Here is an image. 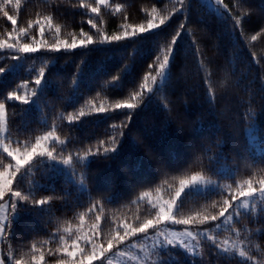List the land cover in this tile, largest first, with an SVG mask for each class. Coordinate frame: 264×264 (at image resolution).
<instances>
[{
	"label": "snow or ice",
	"instance_id": "obj_1",
	"mask_svg": "<svg viewBox=\"0 0 264 264\" xmlns=\"http://www.w3.org/2000/svg\"><path fill=\"white\" fill-rule=\"evenodd\" d=\"M223 6L224 14L231 20L234 30L244 31V22L250 18L252 9L246 11L247 0H236L229 5L224 0H218ZM191 0H177V3L167 13H157V8L152 7L141 22H132L128 16L123 15L125 5L122 3H110L109 0H76L75 8L82 10L81 14L87 17L86 23L91 28L81 26L79 32L73 30L69 38L61 35V25L55 23V13L36 15L27 22L26 26H18L17 21L22 11L21 0H3L0 3V15L11 22V29L5 34H0V51L12 61H20L26 58V54L74 55L78 47L88 49L89 45L123 44L131 42L137 44L147 33L167 27L173 14L184 15L190 12ZM62 6V5H61ZM109 12L113 9L121 14L122 23L117 31L108 32L101 26L104 9ZM188 17L185 15V22ZM83 23V22H82ZM95 29V32L92 31ZM185 30V23L175 30L170 39L156 42V52L152 63L148 65L146 73L142 77L137 90L130 93L128 99H120L111 105L114 110H123V119L118 124L111 125L110 135L105 140H98L95 148L85 147L72 151L69 146L81 144L71 136L62 138L56 126L42 131L39 135L31 134L30 130L23 126V122H15L17 115L29 112L33 107L41 112L48 107L45 89L49 85L45 67L38 71L33 69V85L31 92L27 89L29 81H22L10 91L0 93V241L15 240L17 238L16 224L25 215L44 216L53 215V207L56 202H65L73 198V193L65 187H57L54 178L61 176V170L67 182L76 185L79 193H87V199L75 198V204L70 211L75 216L78 209V221L74 225L69 221L61 229L51 233L43 246L32 243L27 252L14 253L9 245V250L0 249V264H113L110 257L118 254L126 258L122 264H184V261L174 256L179 249L181 255L188 257L189 264H217L216 261L205 260L202 241L208 242L209 249L213 250L217 261L222 257L224 261H235V264H264V225L259 231L241 224L245 217L253 222L264 221V167L257 168L256 173L249 174L246 179L239 182L233 181L225 187L224 193L219 179L213 181V175H219L216 165L221 166V171L227 167L228 157L222 152H216L209 157L207 173L194 171L190 175L179 179L178 185L173 182L167 191V198L161 192L159 186L153 187L150 183H137L129 175L127 166L121 168L122 173L128 177L127 193L120 195L122 190L117 188L115 178L105 179L103 187H97L99 175L93 176L90 167L93 161L103 160L110 164L119 156L122 141L129 139L138 147H148L143 132L132 127L133 117L137 110L158 99L165 111H173V96L169 84L171 76V64L174 60V52L177 40L181 32ZM38 33V36H37ZM51 33L54 39H46ZM252 40L257 37L253 35ZM83 63V61H82ZM18 68V63H10L0 66V75H7ZM123 71V70H122ZM204 78L209 80L206 85V103L209 111L215 115L217 106V93L212 88L211 76ZM119 75H113L112 81H119ZM231 76L224 75L217 85L222 91V96L229 95V80ZM264 84V77L261 78ZM78 85V81H76ZM239 87V83L233 85ZM262 103L256 106L254 97L241 99L240 110L230 117H237L243 123L247 118L248 131L256 129L253 118L259 111L264 114V95ZM18 102V103H17ZM94 103V102H93ZM13 113L9 115V107ZM21 108L17 114L14 109ZM91 112L107 113L104 105H97L90 109ZM223 115V113H221ZM86 116L83 108L67 116L68 127L81 121ZM63 119V117H61ZM47 123V120L43 121ZM264 135V132H262ZM223 138L216 140H204L195 144L194 150L204 155L211 153L213 147L221 148ZM248 150L247 141L237 151V156L247 160L245 151ZM160 163L159 173L161 177L168 175L169 169L166 163L154 156ZM255 164V160L253 159ZM264 165V159L260 161ZM47 177V185L43 183ZM163 183L167 184V180ZM197 186L215 188L219 200H209L197 210L189 213L183 211L189 198L199 202L198 198L205 193L192 191L188 197L181 199L186 189H195ZM141 188L135 201L131 197ZM205 199H208L205 197ZM145 202V214L135 216L129 220L127 216L117 217L113 213L110 218L106 213V206L116 204L120 207L127 203L139 204ZM10 213V214H9ZM90 221L85 224V219ZM175 225L181 226L177 231ZM106 226L107 230H106ZM213 229L217 231H213ZM227 230L230 237L220 239L219 232ZM259 236L261 244L252 247V238ZM141 239L143 242H140ZM46 255L48 259H46ZM259 257V259L257 258Z\"/></svg>",
	"mask_w": 264,
	"mask_h": 264
},
{
	"label": "trees",
	"instance_id": "obj_2",
	"mask_svg": "<svg viewBox=\"0 0 264 264\" xmlns=\"http://www.w3.org/2000/svg\"><path fill=\"white\" fill-rule=\"evenodd\" d=\"M3 0H0L2 3ZM110 3H122L125 5L123 15L128 16L132 22H141L145 15L151 12L152 7L157 8V13H167L177 0H109ZM188 2V0H185ZM224 3L232 5L236 0H224ZM76 0H21L22 11L17 21L18 26H26L27 22L34 19L37 14L55 13V23L61 25V35L69 38V33L73 30L79 32L81 26L85 29L91 28L87 25V17L82 15V10L73 7ZM62 5V6H61ZM190 12L184 15L173 14L166 22L167 27L147 33L137 44L131 42L123 44H103L92 46L88 49L77 48L74 55H43L42 50L36 53L26 54V58L18 62L12 61L0 51V66L10 63H18V68L8 73L0 75V93L10 91L22 81H29L27 89L21 88V92L32 90V77L40 67H45L48 73L49 85L45 89L48 107L41 112L33 107L23 117L17 115L15 122L30 130L31 134L39 135L42 131L48 130L53 125L56 126L62 138L71 136L75 141H81L76 146L70 145L72 151L85 147L96 146L98 140H105L110 135V128L113 124H118L122 119L123 110H114L111 105L120 99H128L133 90H137L142 77L152 63L156 52V42L165 38L170 39L175 30L185 23V30L177 40V47L174 52V60L171 64V76L169 84L172 86L173 111H165L158 99L137 110L133 117L132 127L141 130L147 140L148 147H138L131 143L129 139L122 141L119 156L110 164L103 160L93 161L90 167L91 174L95 177L99 175L97 187H103L105 179L115 178L117 188L122 190L120 195H126L128 177L121 168L127 166L129 175L137 183H150L153 187L159 186L167 193L169 186L183 176L190 175L194 171L207 173L209 157L216 152L228 157L227 167L222 171L220 165H216L219 175H213L212 179H219L220 185L227 193L226 185L233 181L239 182L246 179L249 174H255L257 168L264 167L260 161L264 159V114L259 111L253 118L256 129L248 131L250 121L246 118L243 123L239 118L233 120L230 117L240 110L239 101L254 97L256 106H259L261 96L264 95V84L261 78L264 77V0H247L245 9H252L250 18L244 22V31L234 30L231 20L224 14L223 6L216 7L207 0H191ZM101 26L108 32L117 31L122 23L121 14L114 9L109 12L104 10ZM185 15L188 17L185 22ZM83 22V23H82ZM11 29V22L0 15V34H5ZM95 32V29H92ZM255 35L256 40L251 37ZM38 36V33H37ZM46 39H54L49 33ZM83 61V63H82ZM123 70V71H122ZM213 73L211 83L213 90L217 93V106L215 115L209 111V104L206 103V85L209 80L204 79ZM230 75L229 95L222 96L221 89L217 85L222 81L224 75ZM113 75H119V81H112ZM78 81V85L76 83ZM239 83V87H233ZM2 99V96H0ZM94 102V103H93ZM18 103V102H17ZM104 105L108 109L107 113H93L91 108L97 105ZM83 108L86 116L81 121L76 122L73 127H68L67 116L77 109ZM19 114L21 108H15ZM13 108L9 107V115H12ZM223 113V115H221ZM63 117V119H61ZM47 120V123L43 121ZM223 138L222 147H213L211 153L198 154L194 150V145L204 140H216ZM247 141L248 150L245 151L247 160L237 156V151ZM158 156L160 160L167 164L169 173L161 177L159 173L160 163L154 159ZM255 160V164L253 163ZM54 178L56 186L65 187L73 193V198L65 202H56L53 207V215L36 216L25 215L17 221L15 240L0 241V249L5 252L11 250L14 253L27 252L32 243H37L38 247L43 246L47 252L45 241L49 239L51 233L56 231L57 226L63 229L67 222L73 225L78 221L77 210L74 216L70 211L75 204V198L79 195V200L87 199V193L80 194L76 185L69 184L67 178L62 176ZM167 180V184L163 183ZM47 185V177L42 181ZM141 188L131 199L135 201ZM205 193L199 197V202L189 198L183 211L192 212L200 208L209 200H219L214 187L204 190H187L181 199H185L192 192ZM207 197L208 199H205ZM125 206L116 204L106 206V213L111 218L115 216H127L132 220L135 216L145 214V202L139 204L122 202ZM10 214V213H9ZM90 221L85 219V224ZM242 225L260 230L264 221L253 222L245 217L241 220ZM181 229V226L175 225ZM106 226V230H107ZM213 231H217L213 229ZM220 239L230 237L227 230L219 232ZM235 240V237H230ZM259 236L252 238V247L261 244ZM205 260L216 261L217 264H235V261H224L217 257L213 250L209 249L208 242L202 241ZM174 256L189 264L188 257L181 255V250H177ZM117 255L110 257L112 260ZM48 259V256L45 257ZM259 259V257H257ZM95 264V262H93ZM107 264V261L105 262Z\"/></svg>",
	"mask_w": 264,
	"mask_h": 264
},
{
	"label": "rangeland",
	"instance_id": "obj_3",
	"mask_svg": "<svg viewBox=\"0 0 264 264\" xmlns=\"http://www.w3.org/2000/svg\"><path fill=\"white\" fill-rule=\"evenodd\" d=\"M207 1H208L211 5L214 4L216 7L222 6V5L218 2V0H207ZM213 181H216V180H213ZM208 187H211V186H208ZM208 187H207V188H208ZM197 189H199V190H204V189H206V188L201 187V186H197L195 189H191V188H190V190H197ZM187 190H189V189H186L185 192H186ZM161 192H163V190H161ZM164 195H165V197L167 198V193L164 192ZM174 227L176 228L177 231L181 230V229L177 228L176 226H174ZM140 242H143V240L141 239ZM116 255H117V257H116L115 259L112 260V261H113V264H122V262H124V261L126 260V258L121 257V256H119L118 254H116Z\"/></svg>",
	"mask_w": 264,
	"mask_h": 264
}]
</instances>
